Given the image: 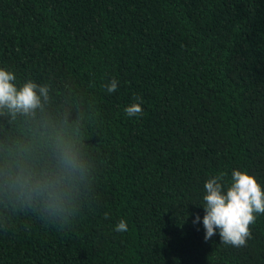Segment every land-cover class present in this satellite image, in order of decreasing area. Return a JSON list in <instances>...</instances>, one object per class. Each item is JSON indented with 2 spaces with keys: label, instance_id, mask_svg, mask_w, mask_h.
I'll list each match as a JSON object with an SVG mask.
<instances>
[{
  "label": "trees",
  "instance_id": "1",
  "mask_svg": "<svg viewBox=\"0 0 264 264\" xmlns=\"http://www.w3.org/2000/svg\"><path fill=\"white\" fill-rule=\"evenodd\" d=\"M0 69L49 88L0 109V264H264V214L244 247L203 226L208 179L264 188V0H0ZM61 133L85 165L67 226L25 181L59 176Z\"/></svg>",
  "mask_w": 264,
  "mask_h": 264
},
{
  "label": "clouds",
  "instance_id": "2",
  "mask_svg": "<svg viewBox=\"0 0 264 264\" xmlns=\"http://www.w3.org/2000/svg\"><path fill=\"white\" fill-rule=\"evenodd\" d=\"M14 73L0 69V109H7L13 115L33 114L42 106V98L48 99L49 88L47 85H37L27 81L22 87L14 83ZM118 81L113 79L107 85V91L114 93L118 88ZM135 99V98H134ZM128 117H139L143 110L139 103H133L125 108ZM58 151L59 176L36 179L25 177V181L32 183L34 190L46 195L47 218L53 223L67 226L69 218L74 216L77 210L70 199V194L61 187L64 181H70L77 173L83 174L85 165L80 155V149L71 138L62 133L55 136ZM225 173L210 178L205 183L206 195L203 200V226L205 229V241L216 235L217 230L221 243L232 247H244L252 238L251 225L256 223L257 214H264V188L257 179L247 172L234 170L232 182L227 190H224L223 180ZM108 214L105 213V219ZM197 216L193 223H199ZM126 220H121L115 228L117 232H127Z\"/></svg>",
  "mask_w": 264,
  "mask_h": 264
}]
</instances>
